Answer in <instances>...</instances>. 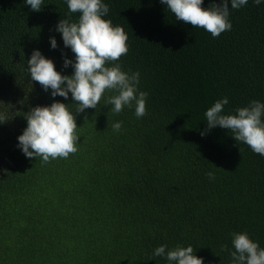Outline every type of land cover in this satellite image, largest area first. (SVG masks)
Wrapping results in <instances>:
<instances>
[{"label": "trees", "instance_id": "obj_1", "mask_svg": "<svg viewBox=\"0 0 264 264\" xmlns=\"http://www.w3.org/2000/svg\"><path fill=\"white\" fill-rule=\"evenodd\" d=\"M103 2L105 19L127 34L121 68L138 70L149 94L141 118L130 107L114 114L107 91L77 113L70 94L53 98L31 81L33 49L72 73L55 25L79 13L64 0H44L40 11L0 0V264H166L150 258L160 244H191L204 264H230V233L239 231L264 248V156L219 126L200 135L215 100L228 97L225 113L264 102V4L230 9L232 28L213 38L160 0ZM53 99L73 111L77 151L45 163L16 138L30 108Z\"/></svg>", "mask_w": 264, "mask_h": 264}, {"label": "clouds", "instance_id": "obj_2", "mask_svg": "<svg viewBox=\"0 0 264 264\" xmlns=\"http://www.w3.org/2000/svg\"><path fill=\"white\" fill-rule=\"evenodd\" d=\"M69 13H79L75 21L60 19L55 30L60 33L64 47L73 56L62 54L63 67L71 66L72 73L61 74L50 58L39 49H33L26 61V70L31 81L38 82L51 97L60 96L65 100L71 95L78 107L75 112L87 108L96 109L106 91L111 92L105 105L119 114L125 107L134 108V115L141 118L146 114L148 92L139 88V71H124L119 59L128 52L127 34L119 25H113L107 17L109 8L103 0H64ZM204 0H160V3L174 14L177 21L203 28L213 38L232 28L229 20L230 9H239L248 0H211L202 7ZM256 5L264 0H252ZM32 11H40L44 0H23ZM49 46L57 48L54 36H49ZM228 97L223 96L207 107L204 117L207 127L201 130L204 136L208 130L221 127L229 130L235 141L247 144L251 150L264 156V102L250 100L245 106L225 113ZM26 127L17 136V147L29 158L39 157L43 162L57 157L67 158L77 151V124L73 111L67 104L53 99L50 104L31 107L25 116ZM5 121L0 115V122ZM119 131L122 121L111 125ZM214 179V173H206ZM232 248H227L230 264H264V248L246 231L230 233ZM162 257L166 264H204L196 255L193 245L177 244L169 248L165 244L156 246L150 258Z\"/></svg>", "mask_w": 264, "mask_h": 264}]
</instances>
